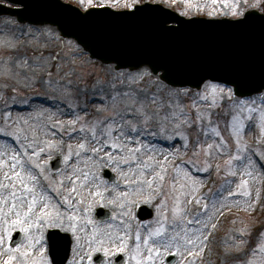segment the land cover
I'll return each mask as SVG.
<instances>
[{"label":"snow or ice","instance_id":"1","mask_svg":"<svg viewBox=\"0 0 264 264\" xmlns=\"http://www.w3.org/2000/svg\"><path fill=\"white\" fill-rule=\"evenodd\" d=\"M78 3L79 11L71 5L65 7L84 17L143 20L161 34L176 33L187 24H227L242 32L253 23L255 13L252 9L260 10L261 67L264 70V0H183V14L196 17L187 21L174 15L172 5L176 0H167L168 7H165L164 0H78ZM201 10L209 17L223 16L228 19L202 20L199 18ZM20 66L27 65L21 63ZM160 67H165L167 73L165 65ZM236 71L242 72L243 69L238 67ZM149 74L147 70L143 74L129 73L127 83L136 84ZM122 75L117 73L118 77ZM117 83L123 85L125 81L120 79ZM229 83L234 86L208 81L200 95L207 99L210 90L213 107L219 106L217 102H224L225 98L232 102L230 132L234 138V154L228 140L221 138L218 125H213L210 111L205 110L192 120L179 103L181 93L187 95L188 90L169 89L163 84L157 91L151 92L143 89L134 91L129 87L124 95L136 97L131 100L132 106L94 122L82 123L79 116L66 121L50 119L28 132L22 128L10 132L9 135L16 141L24 142H0L3 145L0 150V255L7 254V260L2 264H54L49 244H54L56 234L49 229H63L66 233V248L71 250V260L67 264H96V261L100 264H120L119 253H127L135 264H164V255H171L169 248H173L176 254L198 257L207 247L211 232L216 227L212 223L213 215L206 210L211 207L214 214H222V210L227 209L221 201L232 198L235 202L236 195L252 199L251 181L264 177V150L248 144L243 135L249 128H258L264 143V93L256 97L262 103L255 106L254 100L236 96L237 93L248 95L242 91L243 84L239 78ZM165 91L167 99L157 95V92ZM115 95L119 97L121 93L116 92ZM233 97H236L235 101H232ZM153 104L156 111L152 110ZM160 110L165 111L161 114ZM205 117L208 120L206 129ZM170 118L175 119L169 123ZM21 123H24L22 119ZM193 124L205 129L204 139L197 136L195 140L196 152L203 156L207 165L205 171L215 168L218 173L223 171L224 175L235 178L225 182L235 191L220 190L226 195L218 197L219 209L216 204L210 206L205 199L201 191L203 181L194 175L191 161H183L184 167L172 163L181 156L179 150H169L158 142H151L161 136L174 139L166 135L170 127L172 130H190ZM0 132H5V129L0 128ZM74 133H79L80 141L75 148L71 143L66 145V161L73 157L83 160L81 154L90 152L92 155L87 156L89 162L73 166L70 173L61 174L53 181L45 174L49 161L38 163V158L41 153L50 156L54 148L65 147L64 138L70 140ZM210 133L215 135L209 136ZM176 134L185 137V146H190L184 131ZM38 135L43 139H36ZM49 136L54 139L49 140ZM209 139L211 142H208ZM220 157H226L223 163H214ZM113 165L117 170H121V166L127 169L120 172L126 190L121 191L117 184H112L114 195L108 201L117 207L118 212L113 215L121 226L105 224L98 230L95 221L90 219L92 205L108 200L109 181L105 179L103 169ZM66 184L70 186L66 187ZM255 199L258 202L259 192H256ZM157 201L159 203H155ZM241 202L247 204V200ZM138 203H155L159 217L155 228L150 227L151 222H143L148 226L146 237H142L139 230L133 231L129 222L138 220L133 212ZM247 206L251 207L250 204ZM88 224L93 225L90 232L86 230ZM169 224L173 227H168ZM18 230L25 234L20 242L14 239V233L19 235ZM236 232L241 238L237 239V235L231 237L236 247L226 249V256L234 253L243 255V259H236L233 264H257L256 249L264 250V233H259L258 243L245 251V238L250 233L243 228ZM96 253L110 259L105 261L99 255L94 257Z\"/></svg>","mask_w":264,"mask_h":264},{"label":"rangeland","instance_id":"2","mask_svg":"<svg viewBox=\"0 0 264 264\" xmlns=\"http://www.w3.org/2000/svg\"><path fill=\"white\" fill-rule=\"evenodd\" d=\"M0 1L7 3L5 0ZM67 1L79 5L78 0ZM164 4L168 6L167 0H164ZM172 7L183 13V0H176ZM199 15L207 16L203 10H201ZM21 58L23 59L21 60ZM21 63L27 66L21 67ZM145 70L150 74L145 75L142 81L131 85L127 83L129 73L143 74ZM118 72L123 75L118 77ZM120 79L124 80L125 84L117 83ZM161 84L166 85L158 80L147 67L137 71H117L114 69V65H106L98 60L91 59L85 52H82L81 47L75 40L60 37L59 31L52 26L21 24L15 18L0 16V128L5 129V132H0V142L23 143L24 141L22 140L16 141L9 133L17 128H22L24 132H28L30 128L42 125L50 119L66 121L79 116L82 118V123L94 122L96 119L110 116L114 112L123 111L126 107L132 106L131 100L136 99V97L124 95L129 87L134 91L143 89L151 92L157 91ZM206 84L199 91L189 88H172L168 85L167 87L169 89L188 90L187 95L181 93L179 103L186 109L192 120H196L197 116L205 110L210 111L213 125H218L217 130L222 133L221 138L228 140L229 144L232 145L234 154V138L230 132L232 102L225 98L224 102H217L219 106L213 107L210 90L207 99H203L200 95L204 91ZM116 92H120L121 95L117 97L115 95ZM260 94L247 98H250V101L254 100L255 106H259L262 101L256 99V97ZM157 95H163L165 99L168 98L166 91L157 92ZM140 98L143 99V95ZM235 100L236 97H233L232 101ZM156 103H159V101H156ZM72 105L76 107L73 108L71 107ZM152 110H157L154 104L152 105ZM160 111L163 114L165 110ZM9 113L11 114L10 116ZM39 113H43V115H38ZM21 119L24 123H21ZM172 119L175 118H170L169 123H171ZM207 125L208 120L205 117V129ZM205 129H201L198 124L191 125L190 130L179 128L172 130L170 127L166 135L175 137L174 139H165L161 136L151 142H158L160 146L169 150H179L181 156L172 160V163L180 164L181 167H184L183 161H191L194 167V175L203 181L204 187L201 191L204 193L205 199L210 206L216 204V208L219 209L220 203H217V199L221 194L226 195V192L221 193L220 190L235 191L234 188H230L225 183L235 178L231 175H224L223 171L218 173L215 168L205 171L207 165L204 163V158L195 149L196 137L200 136L201 140H203ZM39 131L42 132L43 129L40 128ZM178 131H184L185 136L191 142L190 146H185V137L178 136L176 134ZM208 135L214 136L215 133ZM243 135L248 144L264 150V143L260 139L261 134L258 128H249ZM36 139L42 140L43 136L38 135ZM48 139L51 140L54 137L49 136ZM79 141V133H74L70 140L64 138L65 147L54 148L50 156L45 153L40 154L37 162L49 161L45 174L53 181L57 180L61 174L70 173L73 166H82L83 163L89 162L87 161V156L92 154L87 152L81 154L83 160L76 157L69 161L65 159L64 166L58 172H54L51 168L50 160L54 156L64 154L66 157L68 155L66 145L71 143L73 148H75ZM208 142H211V139ZM2 148L3 145L0 144V150ZM225 159L226 157H220L214 163L222 164ZM107 169L115 172L118 181H109L108 200L103 203L96 202L92 205L93 212L90 219L95 221V227L98 230L103 228L105 224H114L116 227L121 226V222L117 220L115 215L104 221H98L95 217L94 210L98 206L108 207L113 213L118 212L117 207L108 202L114 195L111 189L112 184H117L121 191L126 190L122 183L124 178L120 172L121 170L127 171V169L121 166V170H117L115 165ZM42 183L45 182L42 181ZM251 185L253 188L252 199L236 195L234 198L235 202H233L232 198L227 201H221V203L226 205L227 209L222 210V214H214V210L211 207L206 210L209 215H213L212 223L216 227L211 232L207 247L200 252L198 257L176 254L173 248H169V253L177 257L175 264H233L234 260L244 258L243 255L237 253L226 256V249H234L236 247L231 239L233 235H237V239L241 238L236 232L237 229L243 228L250 233L245 238V251L253 248L258 243L259 233H264V177H261L259 181H251ZM65 186L69 187L70 185L66 184ZM209 189L211 191H208ZM256 192H259L258 202L255 199ZM87 199L88 197L85 194V200ZM244 200H247V204L241 202ZM155 203H145L154 211V216L148 220L143 221L136 214L138 206L143 204L138 203L133 209L138 220L129 222L132 230H139L142 237H146L148 233V226L143 222H151L150 227L152 228L157 226L156 220L159 217L157 216ZM249 204L251 207L247 206ZM202 222L207 223V221L203 220ZM167 226L173 227L171 224ZM92 227V224H88L86 230L90 232ZM129 234L131 235L132 233L130 232ZM24 235L23 233V237ZM167 256L168 254H165L163 257L164 264H168ZM108 259L110 258L106 257L104 260ZM255 259L257 264H264V250L256 249ZM6 260L7 254L0 255V264ZM69 260H71V254ZM127 264H135V260L129 257Z\"/></svg>","mask_w":264,"mask_h":264},{"label":"water","instance_id":"3","mask_svg":"<svg viewBox=\"0 0 264 264\" xmlns=\"http://www.w3.org/2000/svg\"><path fill=\"white\" fill-rule=\"evenodd\" d=\"M9 1L21 4L22 7L12 8L0 3V15L16 16L22 23L57 26L63 37H74L92 57H98L107 64L116 62L118 69L126 67L135 69L147 63L155 73L162 70L161 79L175 86L188 84L200 88L206 79L229 83L239 78L243 84L242 91L248 95L264 89L260 34L262 13L257 9L252 10L255 16L251 27L242 32L227 24H187L176 33L163 34L165 46L160 51L148 48L151 32L153 34L156 30L143 20H134L129 36L132 32L135 35L123 38L124 36L118 34L116 30L106 29L108 17H84L65 5H71V8L79 11L78 7L62 0ZM174 15L180 20H190L175 12ZM140 54H144L147 60H142L140 64H128L137 62L134 55ZM150 56L153 59L149 58ZM161 65L166 66L167 73L165 67H160ZM238 67L243 71L237 72ZM237 94L241 96L240 93ZM58 160L52 162L55 168L61 165V161ZM108 177L115 179L113 173L109 171ZM98 215L108 218L111 213L107 214L101 208L98 209ZM152 215L153 210L143 205L140 216L148 218ZM18 232L19 235L14 234L16 242H20L22 238L21 232ZM53 232L56 236L54 244L51 243L50 253L53 255L54 264H65L67 261L65 257L68 259L70 254V249L66 248L64 240L66 234L60 233L59 230ZM169 260L174 263L176 258L170 255ZM123 263L125 260L121 264Z\"/></svg>","mask_w":264,"mask_h":264}]
</instances>
